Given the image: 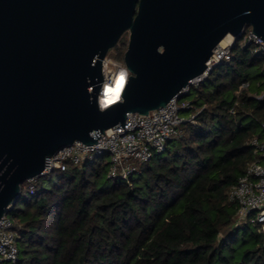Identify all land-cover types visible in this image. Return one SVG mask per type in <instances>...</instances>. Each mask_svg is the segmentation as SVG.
<instances>
[{"label": "trees", "instance_id": "16d2710c", "mask_svg": "<svg viewBox=\"0 0 264 264\" xmlns=\"http://www.w3.org/2000/svg\"><path fill=\"white\" fill-rule=\"evenodd\" d=\"M124 43L115 46L121 60ZM263 90L264 51L240 38L231 59L191 89L182 113L194 120L131 185L109 177L103 158L24 183L9 212L19 247L12 264H264L262 224L239 218L229 199L256 159L251 139L264 138V97H255Z\"/></svg>", "mask_w": 264, "mask_h": 264}, {"label": "water", "instance_id": "95a60500", "mask_svg": "<svg viewBox=\"0 0 264 264\" xmlns=\"http://www.w3.org/2000/svg\"><path fill=\"white\" fill-rule=\"evenodd\" d=\"M247 27L264 40V0H0V219L47 156L189 96L214 47ZM126 32L130 76L101 108L103 59Z\"/></svg>", "mask_w": 264, "mask_h": 264}, {"label": "built area", "instance_id": "2783aa9c", "mask_svg": "<svg viewBox=\"0 0 264 264\" xmlns=\"http://www.w3.org/2000/svg\"><path fill=\"white\" fill-rule=\"evenodd\" d=\"M241 39L242 46L253 45L254 51H264V40L257 36L251 27L244 29ZM235 43L234 36L231 40L226 37L221 40L214 47L207 61L206 70L192 78L191 84L182 91L191 92L193 87H198L209 76V71L213 67L222 61L230 60ZM102 68L104 80L98 97L100 107L106 108L112 103L102 100L105 96L104 87L113 84L120 74L124 75L127 83L130 71L124 60L108 54L103 59ZM249 85L250 82L245 81L241 88ZM255 97L263 98L264 90L256 93ZM191 107L192 100L180 104L179 99L173 98L166 106L151 110L147 114L129 112L124 127L116 124L107 128L104 131L105 134L97 139L98 142L89 144L75 140L47 156L42 174L47 175L55 170H64L69 163L82 165L108 155L110 157L107 163L108 176L122 179L131 185L133 176L140 170V165L152 159L156 153L164 152L168 143L180 134V126L183 122L187 119L194 120V113L189 116L182 113ZM262 128L264 129V122ZM250 143L256 159L248 164L245 173L231 186L229 199L238 204L239 218H249L252 222L261 223L264 231V138L254 136ZM30 188L33 190V183L30 184ZM17 236L14 220L9 214L2 216L0 219V264L16 263L19 259Z\"/></svg>", "mask_w": 264, "mask_h": 264}, {"label": "bare ground", "instance_id": "6f19581e", "mask_svg": "<svg viewBox=\"0 0 264 264\" xmlns=\"http://www.w3.org/2000/svg\"><path fill=\"white\" fill-rule=\"evenodd\" d=\"M233 38L232 34H228L226 36V39L231 40ZM126 85V78L123 74H120L115 82L113 84L106 85L104 87L105 96H103V101L108 103H113L120 99V96L122 95L123 89Z\"/></svg>", "mask_w": 264, "mask_h": 264}, {"label": "rangeland", "instance_id": "374dc122", "mask_svg": "<svg viewBox=\"0 0 264 264\" xmlns=\"http://www.w3.org/2000/svg\"><path fill=\"white\" fill-rule=\"evenodd\" d=\"M122 37H123V39H124V41H125V43H124V47H125V50H126L127 45H128V40H129V33L126 32ZM108 55H109V56H112V57H115V46L109 50ZM115 58H116V57H115ZM192 98H193V95H189V96L182 97V98L179 100V103H180V104H183L184 102L189 101V100H191ZM100 159H101V158H98L97 160H100ZM103 160H104L105 163H108V162L110 161V157H109L108 155H106V156L103 158ZM29 181H30V180H29ZM26 182H28V181H26ZM26 182H25V183H26Z\"/></svg>", "mask_w": 264, "mask_h": 264}]
</instances>
